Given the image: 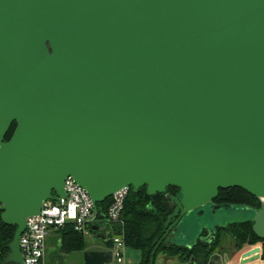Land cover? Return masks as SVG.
<instances>
[{
	"label": "water",
	"instance_id": "1",
	"mask_svg": "<svg viewBox=\"0 0 264 264\" xmlns=\"http://www.w3.org/2000/svg\"><path fill=\"white\" fill-rule=\"evenodd\" d=\"M69 177L94 218L121 189L165 193L166 244L205 212L200 234L251 221L262 238L264 0H0V217L15 228L4 263L23 264L26 219ZM231 187L260 207L216 204ZM232 211L250 215L218 221ZM239 256L264 264L260 246Z\"/></svg>",
	"mask_w": 264,
	"mask_h": 264
},
{
	"label": "trees",
	"instance_id": "2",
	"mask_svg": "<svg viewBox=\"0 0 264 264\" xmlns=\"http://www.w3.org/2000/svg\"><path fill=\"white\" fill-rule=\"evenodd\" d=\"M14 126V123L10 126L6 135V141L10 138ZM174 192V188L166 191L169 194H173ZM222 192L226 193L223 198L220 196ZM220 199H226L230 203L241 204L257 200L249 193L236 187L219 190L215 203L220 201ZM167 201L165 193L149 196L145 191V187L135 192L129 188L128 194L124 198L122 209L118 213V221L115 224L107 225L109 230L107 237L115 233L120 234L126 248L140 252L141 261L139 264H150L152 259V264H154L159 254L167 259H176L178 263L189 264L190 262H194L195 264H206L210 258L211 251L218 243V238L212 240L210 244L197 240V243L189 248L177 244L164 243L165 240L162 237L165 235L166 229L163 228V224L170 215ZM111 203V198H108L105 202L97 205L98 218L106 217L107 209ZM257 207H259V204H257ZM251 224V221L232 222L227 224L223 230L232 241L236 242L237 246H241V244L254 245L257 242L261 243L262 240L255 235ZM59 230L62 231L63 246L66 250H71L73 247H81L82 236L77 231H74L71 225H67ZM91 231L95 234H100L98 228L96 231ZM14 233L15 228L5 225L0 217V264H9L4 263V259L9 252V244L13 240ZM261 255L262 260H264V245L261 249Z\"/></svg>",
	"mask_w": 264,
	"mask_h": 264
},
{
	"label": "built area",
	"instance_id": "3",
	"mask_svg": "<svg viewBox=\"0 0 264 264\" xmlns=\"http://www.w3.org/2000/svg\"><path fill=\"white\" fill-rule=\"evenodd\" d=\"M64 197L45 201L37 216L28 217L23 233L19 237L20 254L23 264H45V240L51 230L71 225L81 235L96 231L100 225L115 224L129 188L121 189L111 196V205L105 218H94L93 203L85 189L77 186L69 177L64 183ZM112 258L116 264H124L126 245L120 234L110 236ZM187 264V263H175Z\"/></svg>",
	"mask_w": 264,
	"mask_h": 264
},
{
	"label": "crops",
	"instance_id": "4",
	"mask_svg": "<svg viewBox=\"0 0 264 264\" xmlns=\"http://www.w3.org/2000/svg\"><path fill=\"white\" fill-rule=\"evenodd\" d=\"M100 234L90 232L81 235L80 248L73 247L71 250H66L63 246L64 239L61 230H51L45 240V264H116L112 258V245L110 241L108 226L103 225L98 228ZM247 247L243 248L246 250ZM128 248L124 252V264H139L141 261L140 252L138 260L133 263L129 258ZM242 250V251H243ZM137 251V250H136ZM241 251V252H242ZM223 254L218 259V264H239L240 253ZM160 264H175L176 259H167L160 256ZM11 264V263H9ZM156 264V263H154ZM248 264H261L260 261L249 262Z\"/></svg>",
	"mask_w": 264,
	"mask_h": 264
},
{
	"label": "rangeland",
	"instance_id": "5",
	"mask_svg": "<svg viewBox=\"0 0 264 264\" xmlns=\"http://www.w3.org/2000/svg\"><path fill=\"white\" fill-rule=\"evenodd\" d=\"M226 193H221V197ZM242 197V196H240ZM242 199V198H241ZM244 199V198H243ZM249 213L241 212V211H232V213L224 217L218 221L222 220L224 221L223 223H230L232 221H242L247 219L249 216ZM211 215L209 212H205L204 215H198L195 213H192L186 222H182L178 227L180 228L179 232L177 234H174V236L170 239L172 243H177V244H183V245H189L193 244L195 239L198 237L200 234L203 225H206L208 228L212 227L213 225L211 224ZM217 245L213 248L212 250V255H223V254H233V253H238L243 250V248L247 246H260V243L257 242L254 245H249V244H241V246H237L235 241H232L231 238L225 233L224 231L219 232V237L217 239ZM239 248V249H238ZM129 255V258L132 259V262L135 263L138 258H139V252L134 250V249H128L127 250ZM161 254H159L156 257V264H160Z\"/></svg>",
	"mask_w": 264,
	"mask_h": 264
},
{
	"label": "flooded vegetation",
	"instance_id": "6",
	"mask_svg": "<svg viewBox=\"0 0 264 264\" xmlns=\"http://www.w3.org/2000/svg\"><path fill=\"white\" fill-rule=\"evenodd\" d=\"M218 204H222V203H227V204H240V205H248V206H251V207H255V208H259L260 207V202L258 201V199L257 200H255V201H248L246 204H241V203H234V202H232V203H230V202H228L226 199H220V201H218L217 202ZM216 203V204H217ZM257 204H259V207H257ZM227 225V224H226ZM225 225V226H226ZM224 226V227H225ZM224 227H222V228H218V229H216L214 232L213 231H210V232H207L206 230H203L202 231V233L200 234V237H204V240L205 241H203V242H206V243H208V244H210L211 243V241L212 240H214V239H217L218 237H219V232H222V231H224L223 230V228ZM208 238H210V242H207V239ZM259 238V237H258ZM259 239H261L262 240V242L260 243V247H261V249H262V246L264 245V236L262 237V238H259ZM239 249V248H238ZM212 255V251H211V253H210V256Z\"/></svg>",
	"mask_w": 264,
	"mask_h": 264
}]
</instances>
